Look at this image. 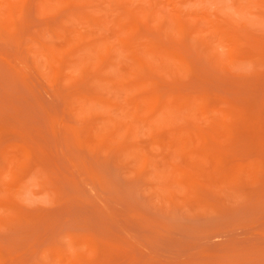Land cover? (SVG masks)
Here are the masks:
<instances>
[{
	"label": "rangeland",
	"instance_id": "obj_1",
	"mask_svg": "<svg viewBox=\"0 0 264 264\" xmlns=\"http://www.w3.org/2000/svg\"><path fill=\"white\" fill-rule=\"evenodd\" d=\"M0 264H264V0H0Z\"/></svg>",
	"mask_w": 264,
	"mask_h": 264
},
{
	"label": "bare ground",
	"instance_id": "obj_2",
	"mask_svg": "<svg viewBox=\"0 0 264 264\" xmlns=\"http://www.w3.org/2000/svg\"><path fill=\"white\" fill-rule=\"evenodd\" d=\"M94 50H95V47H92V48H89V49H86V53L88 54H92L93 52H94ZM44 52H45V50H44ZM51 51L50 50H47V53H45L46 55H48V57L50 58V59H53V57H51V56H49V53H50ZM52 53V52H51ZM85 53V54H86ZM77 54H79V51L76 53V55ZM52 55H55L54 53L52 54ZM47 58V57H46ZM140 60V59H139ZM137 63H138V61H136ZM139 65H141V60L139 61ZM162 110H163V108H162ZM161 110V111H162ZM163 113V112H162Z\"/></svg>",
	"mask_w": 264,
	"mask_h": 264
}]
</instances>
